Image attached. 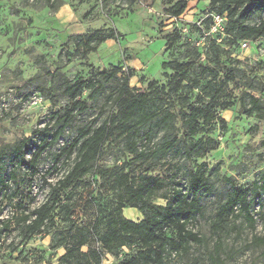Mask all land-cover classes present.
I'll use <instances>...</instances> for the list:
<instances>
[{
    "label": "rangeland",
    "instance_id": "rangeland-1",
    "mask_svg": "<svg viewBox=\"0 0 264 264\" xmlns=\"http://www.w3.org/2000/svg\"><path fill=\"white\" fill-rule=\"evenodd\" d=\"M175 3L172 0H0V149L29 138L36 129L51 127L55 123L51 120L54 113L63 114L71 105L64 93L66 83L101 81L93 98H89L90 90L82 95L81 101L87 103L88 111L75 115L58 144L44 154L39 174L23 190V194L31 191L37 197L30 210L48 199L51 186L68 171L69 167L61 163L53 169L54 157L60 148L76 138L78 129L97 127L116 111L115 99L121 79L129 71L134 73L130 88L136 93L149 92L152 82L158 88L167 86L174 73L168 65L194 63L186 88L178 93L181 97L165 92L160 104L176 115L174 134L183 140L182 97L188 96L194 102L199 89L209 80L199 76L202 67H214L213 36L203 40L196 27L200 23L208 27L211 24L207 22L208 17L216 11L210 9L209 0H202L189 2L184 14L175 17L172 14ZM259 17L252 23L258 22ZM94 34L98 38L89 46L81 44ZM175 35L180 40L170 44ZM104 37L110 38L100 42ZM223 41L226 53L221 56V63L236 68L238 74V86L231 84L229 89L235 97L245 89L260 99L264 107V38L246 41L247 48ZM115 68L122 70L117 78L107 80L100 75ZM195 76L200 78L195 81L199 86L191 88ZM219 115L226 122L225 129L217 122L195 138V141L212 138L218 143V149L205 158L188 161L182 153L173 152L165 158L142 163L133 160L126 140L117 136L104 148L100 159L105 169L126 165L135 176L144 174L162 179L161 189L155 193V202L161 205L165 204L161 196L176 181L186 184L190 170L202 164L207 166L211 193L200 197L202 210L195 226L205 244L193 245L186 254L171 256L166 264H212L210 258L217 237L212 234L211 225L218 208L225 203L232 187L254 188L255 183L264 184V119L245 116L238 101L229 110L219 111ZM164 134L163 130L158 132L151 144L139 138V149L154 151ZM14 189L11 184L9 191ZM258 192L260 198L253 207L256 228L253 230L239 222L228 225L221 234L222 264H264L263 249L252 243L254 235L264 233V190L260 188ZM91 194L96 196L93 203L88 201ZM116 194L110 180L99 178L97 182V178L89 175L63 195L74 203L75 223L89 225L97 215H106L116 207ZM17 210V199L4 201L0 204V222ZM123 216L134 222L143 219L136 209H124ZM58 223L59 228L65 227ZM51 239L52 234L43 233L23 242L17 225H12L9 234L0 241V264H60L59 259L66 250L52 249ZM87 251V247L83 248V252ZM134 253L123 249L118 257L104 255L100 264H122Z\"/></svg>",
    "mask_w": 264,
    "mask_h": 264
},
{
    "label": "trees",
    "instance_id": "trees-1",
    "mask_svg": "<svg viewBox=\"0 0 264 264\" xmlns=\"http://www.w3.org/2000/svg\"><path fill=\"white\" fill-rule=\"evenodd\" d=\"M172 1L176 2L172 14L180 17L189 2L202 0ZM209 3L215 14L226 17L225 29L223 33L211 35L214 67H202L199 75L209 80L199 89L194 102L191 103L188 96L182 97L183 140L174 134L176 115L160 104L163 102V93L177 95L186 88L185 83L189 80L194 63L168 65L174 73L167 86L158 88L157 83L152 82L148 86L149 92L136 93L130 88L134 73L129 71L121 79L115 99L116 111L97 127L91 125L78 129L76 138L60 148L55 154L53 169L56 170L61 163L69 167L68 171L56 185L51 186L48 199L30 210L29 206L37 197L31 191L23 194V190L39 174V163L44 154L58 144L75 115L88 111L87 103L81 101L82 95L90 90L89 98H93L101 81L92 79L66 83L64 93L71 105L63 114L61 111L54 113L51 120H55V123L51 127L47 125L43 129H36L29 138L14 145H4L0 149V204L17 199L18 208L11 217L0 222V241L9 234L12 225H17L23 242H29L43 233L52 234L51 248L66 250L59 259L60 264H100L104 255L118 257L123 249L135 253L122 264H166L171 256L186 254L193 245L205 244V239L195 229L202 210L200 197L211 193L205 164L187 173L186 184L176 181L168 193L161 196L165 201L161 205L155 202V193L161 189L162 179L144 174L135 176L126 165L105 169L100 159L104 148L117 136L126 140L133 160L142 163L165 158L173 152L177 155L182 153L188 161L205 158L218 149V143L212 138L196 141L195 138L217 122L225 129L226 122L221 119L219 111L229 110L236 101L240 103L245 116L264 119V107L260 99L248 94L245 89H241L239 96L235 97L229 87L236 84L237 69L221 63V56L226 53L223 40L241 46L246 41L264 38V0H209ZM256 16H260L259 21L252 23ZM207 22L212 23L210 16ZM210 25L196 27L203 38L204 30L209 31ZM97 38V34L91 35L81 44L89 46ZM108 38H100L99 41L105 42ZM170 40V44H176L180 37L175 35ZM195 54L199 56L200 53L195 50ZM121 72L120 68H115L110 73L102 72L100 75L108 80L117 78ZM199 76L191 80V88L199 86L195 82L200 81ZM178 95L181 97V94ZM162 130L165 134L154 151L139 149V138L151 144L155 135ZM178 173H175V180L178 179ZM89 175L97 178V182L99 178L111 181L117 193L116 207L106 215H97L89 225H77L73 220L74 203L63 194L74 190ZM11 184L15 186L12 192L9 191ZM260 188L264 190V184L255 183L254 188L232 187L225 203L218 208L211 225L212 234L217 237L210 258L212 264H222L221 234L231 222H239L253 230L256 228L253 207L260 198ZM95 200V194L88 197L89 203ZM124 209L138 210L143 219L139 222L126 219L123 216ZM58 221L65 227L59 228ZM252 243L262 248L264 254V233L254 235ZM85 247L88 248L87 252H83Z\"/></svg>",
    "mask_w": 264,
    "mask_h": 264
},
{
    "label": "built area",
    "instance_id": "built-area-1",
    "mask_svg": "<svg viewBox=\"0 0 264 264\" xmlns=\"http://www.w3.org/2000/svg\"><path fill=\"white\" fill-rule=\"evenodd\" d=\"M212 19V23L210 25V30L209 31H205L203 32L204 34V38L203 40H205L207 37H210L211 35L215 34V33H223L224 29H225V23H226V17L225 16H220L217 14H213L210 16ZM199 27L201 26V23L198 24ZM198 46H200V44H197ZM241 47L243 48H247L248 44L247 42H244L241 44Z\"/></svg>",
    "mask_w": 264,
    "mask_h": 264
}]
</instances>
